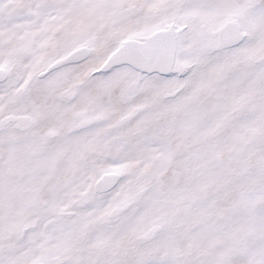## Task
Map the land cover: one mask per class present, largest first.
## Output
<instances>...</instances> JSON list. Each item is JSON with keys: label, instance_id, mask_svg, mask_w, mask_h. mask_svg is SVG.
I'll list each match as a JSON object with an SVG mask.
<instances>
[{"label": "snow or ice", "instance_id": "1", "mask_svg": "<svg viewBox=\"0 0 264 264\" xmlns=\"http://www.w3.org/2000/svg\"><path fill=\"white\" fill-rule=\"evenodd\" d=\"M0 264H264V0H0Z\"/></svg>", "mask_w": 264, "mask_h": 264}]
</instances>
